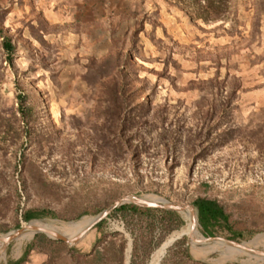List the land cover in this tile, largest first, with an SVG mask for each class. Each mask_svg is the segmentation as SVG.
<instances>
[{
	"label": "rangeland",
	"instance_id": "1",
	"mask_svg": "<svg viewBox=\"0 0 264 264\" xmlns=\"http://www.w3.org/2000/svg\"><path fill=\"white\" fill-rule=\"evenodd\" d=\"M134 196L196 214L117 208L81 233ZM199 198L228 222L207 231ZM188 216L158 264L262 260L232 245L264 251V0H0V236L82 229L0 239V264H154Z\"/></svg>",
	"mask_w": 264,
	"mask_h": 264
},
{
	"label": "bare ground",
	"instance_id": "2",
	"mask_svg": "<svg viewBox=\"0 0 264 264\" xmlns=\"http://www.w3.org/2000/svg\"><path fill=\"white\" fill-rule=\"evenodd\" d=\"M135 205H140V206H145V207H152V206H160V205H166V203L164 201H162L161 199L159 198H153V197H145L143 200H140L138 202H135L133 203ZM182 212H187V213H191L193 216H195L196 214V211L193 210L192 208H187L186 210L182 211ZM194 221V227H193V230L196 228V223H197V219L195 217V219L193 220ZM93 222H94V219H91V222L88 224V226L81 232H85L87 231L89 228L92 227L93 225ZM188 227L183 230L181 233L179 234H176L174 236H172V238L170 240L167 241V243L165 245H163L160 250L155 254L154 256V259H153V263L154 264H158L162 258V255L165 253V250L167 249V247L169 246V244L171 242H173L175 240L176 237L186 233V234H189L190 233V229L192 228L191 226V217L188 216ZM42 228H37V227H29L28 229H31V230H27L25 229L21 234H19L18 236H16L17 238L13 239L14 242H16V245H15V251L16 252H19L21 247L23 246V244L27 241V240H30L34 237V233L38 234V232L40 230H45V231H53V232H56V233H59V234H63L64 236H67L68 238L72 237L75 233H78L80 230H78L77 232L75 230H72V227L70 225H64V224H60V223H55V222H52L51 225H48V224H42L41 226ZM47 229V230H46ZM81 233H79L78 235H80ZM193 231L190 233L189 237L190 239L192 238L193 236ZM76 235V236H78ZM10 235L8 236H0V239H3L5 242H7V239ZM76 236L70 238V239H73L75 238ZM264 240V237L263 239ZM262 240H256L251 246H253L254 244L256 243H259L260 241ZM1 241V240H0ZM233 247H238L236 250H240L239 248H244V250L248 251V252H251V253H255L253 252L252 248L250 247H247L245 246V244H234L232 245ZM256 246H259V245H256ZM5 248H6V244H2L0 246V257L2 255H4V252H5ZM220 248H218L219 250ZM233 250H226V251H223V252H220L222 254L224 253H230L232 252ZM258 257H261L262 260H248V263L249 264H259V263H262L264 262V254L262 255H259ZM243 263L244 261L241 260Z\"/></svg>",
	"mask_w": 264,
	"mask_h": 264
},
{
	"label": "trees",
	"instance_id": "3",
	"mask_svg": "<svg viewBox=\"0 0 264 264\" xmlns=\"http://www.w3.org/2000/svg\"><path fill=\"white\" fill-rule=\"evenodd\" d=\"M207 9H212V6L211 5L208 6ZM3 46H4V49L7 53V55H8L9 60L12 61L13 53H14V47H13L11 41L9 39L5 38ZM194 204L198 209V215H199L200 223L204 226V228L207 231H211L212 229L218 228L216 226V224H218L219 222H222L224 224H226L228 222V216H227L224 208L216 200L207 199V198H199L194 202ZM137 207L142 208V209L149 208V207L133 204V206H131V208L128 205L122 206L118 210H116V212L132 213L134 215H140V216L145 215V216H147V215H150L156 211H159L161 213H165L167 215L174 216V214L172 212L166 211V210H161V209L160 210L159 209H147L144 212H140L139 210H137ZM44 215L53 217L54 213L49 212V211H28L25 213L24 219L26 221H29L35 217H40V216H44ZM237 236L243 237L244 235H243V233H237ZM208 242L211 243L213 241L208 240ZM218 242H221V241H218ZM26 254H25V256H26ZM25 256L18 261L10 262V264H23L25 261Z\"/></svg>",
	"mask_w": 264,
	"mask_h": 264
},
{
	"label": "water",
	"instance_id": "4",
	"mask_svg": "<svg viewBox=\"0 0 264 264\" xmlns=\"http://www.w3.org/2000/svg\"><path fill=\"white\" fill-rule=\"evenodd\" d=\"M145 197H140V196H134V197H128V198H125L119 202H117L115 205L111 206L108 210H105L104 212H102L100 215H98L96 218H94V222H93V225L91 228H94L95 226H97L98 224H100L104 219H106L115 209L117 208H120L122 206H125L127 205L128 203H135V202H138L140 200H143ZM166 205H160V206H152L150 208H157V209H166V210H170V211H174L176 213H182V211L186 210L187 208L186 207H182V206H178V205H174V204H169L167 201L163 200ZM202 225V224H201ZM203 226V225H202ZM204 227V226H203ZM27 228L26 227H23V228H20L18 229L17 231H15L13 234H11L8 239H7V243H10L13 241L14 238H16V236H18L19 234H21L25 229ZM39 232L41 233H44L54 239H57V240H61V241H64L70 245L74 244V243H77L81 238L82 236H76L75 238L73 239H70L68 238L67 236H64L62 234H59V233H56V232H53V231H45V230H40ZM184 235L182 236H178L175 238V240L173 242L170 243L173 244L176 240L182 238ZM169 245V246H170ZM255 254L257 255H262L264 254V251H256Z\"/></svg>",
	"mask_w": 264,
	"mask_h": 264
},
{
	"label": "crops",
	"instance_id": "5",
	"mask_svg": "<svg viewBox=\"0 0 264 264\" xmlns=\"http://www.w3.org/2000/svg\"><path fill=\"white\" fill-rule=\"evenodd\" d=\"M80 1H83V2H89V1H100V0H80ZM107 3L109 2V0H105Z\"/></svg>",
	"mask_w": 264,
	"mask_h": 264
}]
</instances>
